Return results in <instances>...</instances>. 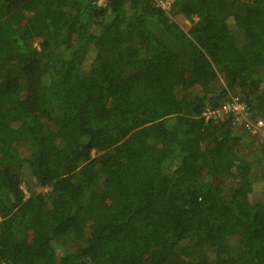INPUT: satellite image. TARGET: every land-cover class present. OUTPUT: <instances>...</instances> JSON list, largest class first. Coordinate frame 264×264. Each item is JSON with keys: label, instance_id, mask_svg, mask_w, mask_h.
<instances>
[{"label": "trees", "instance_id": "obj_1", "mask_svg": "<svg viewBox=\"0 0 264 264\" xmlns=\"http://www.w3.org/2000/svg\"><path fill=\"white\" fill-rule=\"evenodd\" d=\"M228 89L264 122V0H0V264H264Z\"/></svg>", "mask_w": 264, "mask_h": 264}, {"label": "built area", "instance_id": "obj_2", "mask_svg": "<svg viewBox=\"0 0 264 264\" xmlns=\"http://www.w3.org/2000/svg\"><path fill=\"white\" fill-rule=\"evenodd\" d=\"M175 0H155L156 5L168 11ZM205 121L231 118L235 127L242 128L250 136L264 143V122L256 117L251 118L247 111V102L237 95H229L219 107H206L202 112Z\"/></svg>", "mask_w": 264, "mask_h": 264}, {"label": "rangeland", "instance_id": "obj_3", "mask_svg": "<svg viewBox=\"0 0 264 264\" xmlns=\"http://www.w3.org/2000/svg\"><path fill=\"white\" fill-rule=\"evenodd\" d=\"M178 18V21L180 23H182L183 25H185V27L187 28L189 26V22L186 21V19L183 17V16H177ZM214 86L216 88V91H221L223 89H227L226 85H225V82L223 80V78L219 75V81L214 83ZM228 95H237V96H243L241 94V92L237 89H234V90H229L227 91L226 95L224 97H227ZM253 145L255 146H262L263 143L257 141V140H253ZM238 156L245 160L246 162H248L250 165L254 162V156L251 152H249L246 147L245 148H242V150L238 153ZM250 180H251V183H252V186H251V189L253 191H257L258 193H260L261 191H264V186L261 185V180H263V176H264V171L260 168H251L250 169ZM227 184V183H225ZM24 190V189H23ZM27 195V194H26Z\"/></svg>", "mask_w": 264, "mask_h": 264}, {"label": "clouds", "instance_id": "obj_4", "mask_svg": "<svg viewBox=\"0 0 264 264\" xmlns=\"http://www.w3.org/2000/svg\"><path fill=\"white\" fill-rule=\"evenodd\" d=\"M249 136H250V135H249ZM250 138L253 139V140H257L256 138H254V137H252V136H250ZM257 141H258V140H257ZM260 143H261V142H260Z\"/></svg>", "mask_w": 264, "mask_h": 264}]
</instances>
